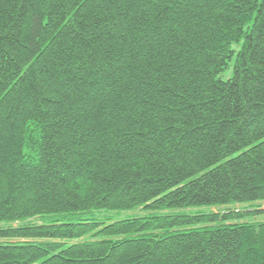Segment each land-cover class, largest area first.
Here are the masks:
<instances>
[{
	"label": "trees",
	"instance_id": "trees-1",
	"mask_svg": "<svg viewBox=\"0 0 264 264\" xmlns=\"http://www.w3.org/2000/svg\"><path fill=\"white\" fill-rule=\"evenodd\" d=\"M257 203L264 0H0V264H264Z\"/></svg>",
	"mask_w": 264,
	"mask_h": 264
},
{
	"label": "rangeland",
	"instance_id": "rangeland-1",
	"mask_svg": "<svg viewBox=\"0 0 264 264\" xmlns=\"http://www.w3.org/2000/svg\"><path fill=\"white\" fill-rule=\"evenodd\" d=\"M231 76H232V70L223 74L222 78L224 80H229L231 78ZM209 210L210 209H208V208H204L201 210H191V211H183V212L187 213V214H196L198 212H206ZM254 210H261L260 212L264 211V203H257V204H254L252 206L251 205H238L235 208V211H239V212H243V213H254ZM211 211L214 213H221L224 211V209L223 208H214ZM125 216H128V214L122 215V217H125ZM247 221H261L262 222V221H264V215H259L256 219H252V220L247 219ZM35 222H37V221H35Z\"/></svg>",
	"mask_w": 264,
	"mask_h": 264
}]
</instances>
